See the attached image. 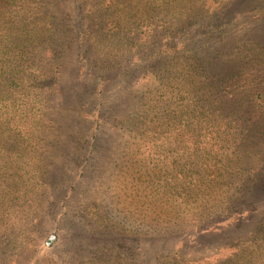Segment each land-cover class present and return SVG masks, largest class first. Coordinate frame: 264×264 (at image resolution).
<instances>
[{"label":"rangeland","instance_id":"374dc122","mask_svg":"<svg viewBox=\"0 0 264 264\" xmlns=\"http://www.w3.org/2000/svg\"><path fill=\"white\" fill-rule=\"evenodd\" d=\"M234 255L264 264V0H0V264Z\"/></svg>","mask_w":264,"mask_h":264},{"label":"trees","instance_id":"16d2710c","mask_svg":"<svg viewBox=\"0 0 264 264\" xmlns=\"http://www.w3.org/2000/svg\"><path fill=\"white\" fill-rule=\"evenodd\" d=\"M236 259H238V255L230 256V257H227L225 259H221L222 261H219L218 264H228V263H232Z\"/></svg>","mask_w":264,"mask_h":264},{"label":"water","instance_id":"95a60500","mask_svg":"<svg viewBox=\"0 0 264 264\" xmlns=\"http://www.w3.org/2000/svg\"><path fill=\"white\" fill-rule=\"evenodd\" d=\"M54 239H55V236L52 235V236L50 237V240L47 242V245H48V246L51 245V244L53 243Z\"/></svg>","mask_w":264,"mask_h":264}]
</instances>
